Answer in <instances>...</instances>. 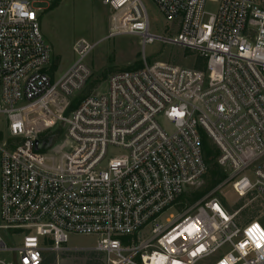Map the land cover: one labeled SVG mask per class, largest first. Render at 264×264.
Instances as JSON below:
<instances>
[{
  "label": "built area",
  "instance_id": "1",
  "mask_svg": "<svg viewBox=\"0 0 264 264\" xmlns=\"http://www.w3.org/2000/svg\"><path fill=\"white\" fill-rule=\"evenodd\" d=\"M52 1L0 0V264L85 249L68 246L71 234L94 236L103 264H264V240L247 231L264 225L218 196L228 185L264 202V0H151L167 35L150 33L141 0H101L106 37L175 45L199 66L143 56L75 106L97 43L76 39L57 75L35 6ZM60 127L58 138L44 133ZM203 137L225 176L186 205L208 172Z\"/></svg>",
  "mask_w": 264,
  "mask_h": 264
},
{
  "label": "rangeland",
  "instance_id": "2",
  "mask_svg": "<svg viewBox=\"0 0 264 264\" xmlns=\"http://www.w3.org/2000/svg\"><path fill=\"white\" fill-rule=\"evenodd\" d=\"M145 6L150 23V33L154 35H167L169 23H167L151 0H141ZM36 7H43L38 11L39 21L43 35L52 48V61L56 74L60 75L75 59L72 51V44L78 38H84L91 43H97L91 53L85 58L86 64L90 67L92 75L91 85L87 83L84 89L75 98L88 94L92 90H103L106 79L114 72L137 68L141 59L145 56L147 62L162 61L186 68L196 66V54L187 49L162 43L155 40L147 43L143 49L141 38L133 34H116L106 37L109 32V16L111 11L101 4V0H59L50 8V3L38 4ZM213 11V5L205 7ZM57 126V124L55 125ZM55 126L53 128H55ZM0 129L3 125L0 123ZM62 128L47 129L45 135H53L56 138L62 135ZM57 134V136L55 135ZM46 146L48 142H43ZM210 148L213 146L209 142ZM216 174L207 173L200 181L188 187L182 197V203H192L193 195L196 193H207L217 182ZM202 195V196H203ZM218 196L226 201L229 210L236 209L241 203V221L257 219L264 221V202L255 198L246 201L235 196L228 185L220 190ZM239 206V207H240ZM177 208V210L181 211ZM175 213V211H171ZM96 238L91 235H69L68 246L86 247L85 249H64L59 252L46 251L43 255L42 264H103V257L91 249ZM197 264H205L199 261Z\"/></svg>",
  "mask_w": 264,
  "mask_h": 264
},
{
  "label": "trees",
  "instance_id": "3",
  "mask_svg": "<svg viewBox=\"0 0 264 264\" xmlns=\"http://www.w3.org/2000/svg\"><path fill=\"white\" fill-rule=\"evenodd\" d=\"M58 1L59 0H53L50 3V8H53L58 3ZM140 65H141V63H139L137 65V67H139ZM198 66H199V63L197 62L195 67H198ZM53 69H55V68H53ZM128 69H133V68H128ZM89 80H88L87 83L90 82ZM89 85H91V82L88 84V87H89ZM85 93L81 94L82 96H79L77 98H74L72 100L71 106H75L79 102V100L82 99L85 96ZM202 145H203V149H204V152H205V160H206V162L208 164V172L207 173L216 174L218 178L214 179V182H217V180H218V183H219V181L225 175L219 169V167L217 166V164L215 163L214 155L216 154V151L213 148L212 149L210 148L209 141L205 137H203V143H202ZM202 195H203V193H196V194H194L193 195V198L191 199L192 202L195 201V200H197L198 198H200ZM240 205H241V203L237 204L236 207L238 208ZM261 223L264 225V221L263 220L261 221Z\"/></svg>",
  "mask_w": 264,
  "mask_h": 264
},
{
  "label": "snow or ice",
  "instance_id": "4",
  "mask_svg": "<svg viewBox=\"0 0 264 264\" xmlns=\"http://www.w3.org/2000/svg\"><path fill=\"white\" fill-rule=\"evenodd\" d=\"M218 211H219V209H217ZM193 226H195V225H190L189 227H186L185 229H184V231L185 232H188L189 234H191L192 233V231H195V230H198V229H196L195 227H193ZM253 229H256V230H258L259 232H260V229H259V227L257 226V225H252L247 231H248V233H251L252 231H253ZM261 235L262 236H264V232H261ZM176 237H173V239H175ZM169 242H171V241H169ZM260 245L259 244H257V247H259ZM241 247H243V245H241ZM203 249L201 248V249H199V251H202ZM193 255H195V253H193Z\"/></svg>",
  "mask_w": 264,
  "mask_h": 264
},
{
  "label": "clouds",
  "instance_id": "5",
  "mask_svg": "<svg viewBox=\"0 0 264 264\" xmlns=\"http://www.w3.org/2000/svg\"><path fill=\"white\" fill-rule=\"evenodd\" d=\"M248 235L255 243H260L261 240H264V236H262L261 233L256 229H253V231L251 233H248ZM160 264H163V259H161Z\"/></svg>",
  "mask_w": 264,
  "mask_h": 264
}]
</instances>
